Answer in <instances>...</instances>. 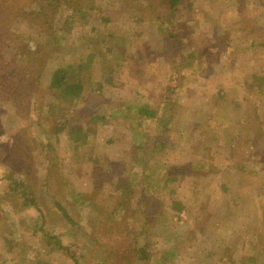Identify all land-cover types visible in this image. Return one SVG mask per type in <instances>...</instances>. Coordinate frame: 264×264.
Returning <instances> with one entry per match:
<instances>
[{"label": "rangeland", "instance_id": "rangeland-1", "mask_svg": "<svg viewBox=\"0 0 264 264\" xmlns=\"http://www.w3.org/2000/svg\"><path fill=\"white\" fill-rule=\"evenodd\" d=\"M70 1L0 0V264H264V0ZM114 207L130 240L105 258L122 237L93 221Z\"/></svg>", "mask_w": 264, "mask_h": 264}, {"label": "trees", "instance_id": "trees-1", "mask_svg": "<svg viewBox=\"0 0 264 264\" xmlns=\"http://www.w3.org/2000/svg\"><path fill=\"white\" fill-rule=\"evenodd\" d=\"M33 1L39 7V12H38L39 15H43L44 11L48 10V8H51L50 12H52L54 15V11L56 9H59V7H62L63 9H67V7H69V5L66 2L67 0H41V1L33 0ZM78 1L79 0H72L69 3H77ZM85 1H86V6H87L86 10L87 11L91 10V4L93 3L92 0H85ZM164 2H165V5H166L168 12L170 14H172L174 12V10L179 5L182 4L183 0H164ZM82 6H83V4L79 7H82ZM17 11L19 13L20 9H17ZM76 12H79L82 15L85 13V11L82 8H77ZM26 15H27V12H22L21 14H19V17L20 16L25 17ZM78 17H82V16L80 15ZM66 24H67L66 30L70 31L72 29V25L74 24L73 19L71 18L69 21L66 22ZM41 25L42 24H40V26ZM44 25H45V23H44ZM68 73H69L68 70H66L64 68L57 69L51 77L50 85L52 88L62 89L64 95H68L72 99H77L81 95L83 88H82L81 84H79V83L68 84L67 83ZM138 114H139V116H145L148 118H151L154 115L153 111L149 110L146 106L139 108ZM102 119H103L102 117H98L96 115H93L90 118V121L97 122L98 120H102ZM60 132H61V130H57L56 133H60ZM67 135L74 143H77L76 145L84 144L87 141V136L85 133H83V128L81 126L68 131ZM112 169H114L113 174L116 171L119 172L120 176H118V177L113 176L109 173H108V175L113 177V178H115V177L117 178L118 181L115 182V189L117 190L116 193L119 194V197L122 199L121 194H123L124 192L126 193L129 190V188L126 186L127 184L125 185V181L122 180L123 178H122V174H121L120 169L118 167L117 168L113 167ZM109 171L112 172L111 169H109ZM101 173H102V171L98 170V172L95 175V178H97V176ZM108 175H106V178H109ZM3 177H5L6 179H9L11 181L10 191L12 193L20 192V194L23 196L24 202L27 204V206L30 207V206L36 204L34 196H31L28 193V189H27L25 184L23 185L21 183V181L16 180L11 175H7V176H3ZM169 181H172V179H169ZM113 184H114V182H113ZM119 197H117L115 200H120ZM120 203H122L123 205H126L127 202L125 200H122ZM120 203H118V204H120ZM56 205H57L58 209L61 210L63 218L69 223H74L72 221L71 216L64 209V207L59 203H57ZM117 206H115V207H117ZM93 207H94V202H92V208ZM115 207L111 211L104 209V210H101L99 212L97 209L95 215L101 216L102 218L99 221L97 220V218L93 221V235L94 236L98 235V230L106 227L108 230H112L114 232V235H113L114 240L118 239V237H122V240H120L122 242L121 245L118 243L117 244H111L110 247L105 250V254H106L105 258H107L108 256L112 257L113 255H115V253H118L119 251L117 249L122 248L121 246H127V242H128L127 240H130L129 235H127V233H129L128 232L129 229L126 228L127 227L128 210L124 209L123 212H120V214H118L119 217H115V215H114ZM151 220L152 219H150V218H148V219L146 218L144 221V225L147 223V221H148V223H150ZM42 236H43V238H45L48 241L47 242L48 246H51L53 248H58V250L64 251L65 253L69 252V251H67L68 248H65L64 246H62L61 242L57 238H55V236H49L48 237V234H44ZM142 248H139V252H144L143 251L144 249H142ZM133 250H134V255H137L138 250L135 248H133ZM115 256H117V254ZM137 257H138V255H137ZM73 261H74V264H81L76 259H73Z\"/></svg>", "mask_w": 264, "mask_h": 264}]
</instances>
